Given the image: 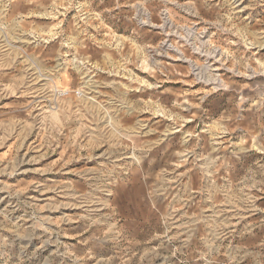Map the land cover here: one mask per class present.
I'll use <instances>...</instances> for the list:
<instances>
[{"label": "rangeland", "instance_id": "rangeland-1", "mask_svg": "<svg viewBox=\"0 0 264 264\" xmlns=\"http://www.w3.org/2000/svg\"><path fill=\"white\" fill-rule=\"evenodd\" d=\"M0 264H264V0H0Z\"/></svg>", "mask_w": 264, "mask_h": 264}, {"label": "built area", "instance_id": "built-area-1", "mask_svg": "<svg viewBox=\"0 0 264 264\" xmlns=\"http://www.w3.org/2000/svg\"><path fill=\"white\" fill-rule=\"evenodd\" d=\"M65 95H68V94H65Z\"/></svg>", "mask_w": 264, "mask_h": 264}]
</instances>
